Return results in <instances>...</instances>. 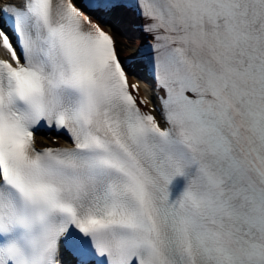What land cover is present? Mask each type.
I'll use <instances>...</instances> for the list:
<instances>
[{
    "label": "snow or ice",
    "instance_id": "snow-or-ice-1",
    "mask_svg": "<svg viewBox=\"0 0 264 264\" xmlns=\"http://www.w3.org/2000/svg\"><path fill=\"white\" fill-rule=\"evenodd\" d=\"M0 264H264V0H0Z\"/></svg>",
    "mask_w": 264,
    "mask_h": 264
},
{
    "label": "bare ground",
    "instance_id": "bare-ground-1",
    "mask_svg": "<svg viewBox=\"0 0 264 264\" xmlns=\"http://www.w3.org/2000/svg\"><path fill=\"white\" fill-rule=\"evenodd\" d=\"M120 48L123 50L124 49V51H126L125 49V47L122 45V43H120ZM128 51H131V50H128Z\"/></svg>",
    "mask_w": 264,
    "mask_h": 264
}]
</instances>
